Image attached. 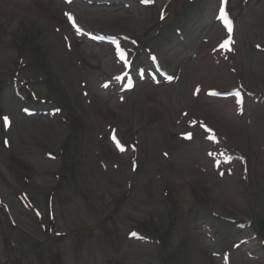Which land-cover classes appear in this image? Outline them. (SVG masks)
Instances as JSON below:
<instances>
[{
    "label": "rangeland",
    "instance_id": "1",
    "mask_svg": "<svg viewBox=\"0 0 264 264\" xmlns=\"http://www.w3.org/2000/svg\"><path fill=\"white\" fill-rule=\"evenodd\" d=\"M40 243L264 264V0H0V264Z\"/></svg>",
    "mask_w": 264,
    "mask_h": 264
},
{
    "label": "trees",
    "instance_id": "2",
    "mask_svg": "<svg viewBox=\"0 0 264 264\" xmlns=\"http://www.w3.org/2000/svg\"><path fill=\"white\" fill-rule=\"evenodd\" d=\"M69 171V163L68 161L64 162V165H63V168H62V171L60 172V174L58 175V183L57 185L59 186L60 184H68L70 182V180H68L67 178V172ZM66 174V176H62V175ZM56 189H54L53 191H51V195H48L46 197V201L49 202L47 205H48V210H46V216L41 219V223L43 224V227H47L46 223L48 218H52L53 219V214L51 212V207L49 206L50 205V202L52 201L53 199V194L55 192ZM58 192V190H56ZM102 228V226H100V228L96 227L95 229H97L98 231H100ZM97 230H94V229H88L85 231H80V232H77V234H75V237H79V236H86V237H92L94 232L97 231ZM83 236V237H84ZM11 237V236H10ZM85 238V237H84ZM49 239V240H48ZM46 240L48 241H52L54 240V238H48ZM12 240V238H9L7 239V243L10 245V241ZM78 252V254L81 253L82 251V247H80L79 250H76ZM32 256L34 255V257L37 259V262L38 264H49L50 263V260L51 258H53V250H49L48 248H45L44 246V243H40L38 244V246H36V248L31 252ZM54 259V258H53ZM17 260L15 259H10L9 261V264H17L16 262ZM53 264H56L55 262Z\"/></svg>",
    "mask_w": 264,
    "mask_h": 264
},
{
    "label": "bare ground",
    "instance_id": "3",
    "mask_svg": "<svg viewBox=\"0 0 264 264\" xmlns=\"http://www.w3.org/2000/svg\"><path fill=\"white\" fill-rule=\"evenodd\" d=\"M85 11H86V13L89 16L93 17V21H95V23L98 22V21H100L99 20V14H100L99 12L100 11H98L97 9L89 8V7ZM112 22H115V20H113ZM108 23L109 24H112L109 21H108Z\"/></svg>",
    "mask_w": 264,
    "mask_h": 264
},
{
    "label": "snow or ice",
    "instance_id": "4",
    "mask_svg": "<svg viewBox=\"0 0 264 264\" xmlns=\"http://www.w3.org/2000/svg\"><path fill=\"white\" fill-rule=\"evenodd\" d=\"M237 95H239V93H237ZM3 120H4L5 125H7L9 123L8 117H4ZM113 139H115V138H113ZM133 235H135V233H133Z\"/></svg>",
    "mask_w": 264,
    "mask_h": 264
}]
</instances>
